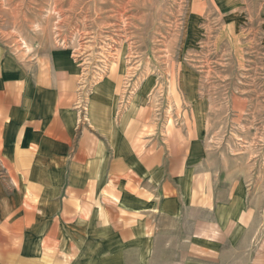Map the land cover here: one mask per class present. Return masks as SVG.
I'll return each mask as SVG.
<instances>
[{
    "label": "rangeland",
    "instance_id": "1",
    "mask_svg": "<svg viewBox=\"0 0 264 264\" xmlns=\"http://www.w3.org/2000/svg\"><path fill=\"white\" fill-rule=\"evenodd\" d=\"M0 46L29 72L55 57L75 80L68 106L79 131L106 143L92 107L115 118L112 153L136 136L138 153L156 143L185 158L201 204L165 222L146 262L128 249L126 264L260 257L264 0H0ZM245 213L250 237L236 228Z\"/></svg>",
    "mask_w": 264,
    "mask_h": 264
},
{
    "label": "crops",
    "instance_id": "2",
    "mask_svg": "<svg viewBox=\"0 0 264 264\" xmlns=\"http://www.w3.org/2000/svg\"><path fill=\"white\" fill-rule=\"evenodd\" d=\"M13 55L0 46V264H126L128 249L146 262L165 222L203 200L185 158L156 143L138 153L136 136L112 153L115 118L92 107L106 143L79 131L75 80L55 57L29 72ZM239 219L252 236L249 214Z\"/></svg>",
    "mask_w": 264,
    "mask_h": 264
}]
</instances>
